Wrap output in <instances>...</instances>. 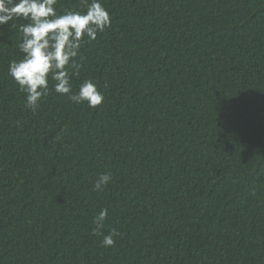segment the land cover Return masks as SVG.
I'll return each instance as SVG.
<instances>
[{"label":"trees","instance_id":"obj_1","mask_svg":"<svg viewBox=\"0 0 264 264\" xmlns=\"http://www.w3.org/2000/svg\"><path fill=\"white\" fill-rule=\"evenodd\" d=\"M101 3L73 77L96 108L50 80L27 109L8 74L26 21L0 25V264H264V0Z\"/></svg>","mask_w":264,"mask_h":264},{"label":"clouds","instance_id":"obj_2","mask_svg":"<svg viewBox=\"0 0 264 264\" xmlns=\"http://www.w3.org/2000/svg\"><path fill=\"white\" fill-rule=\"evenodd\" d=\"M57 4L58 0H0V25L14 27L11 21H26L19 26L22 40L17 47L22 58L9 62L8 74L25 94L26 108L33 112L48 95L50 80L54 82L51 90L57 94L74 104L96 108L104 101L98 85L85 79L73 91V77H79L84 66L82 46L111 27V15L101 0H81L84 11L63 13H58ZM111 179L109 174H101L94 189L101 191ZM107 216L108 209L103 208L94 217L97 234L103 235ZM116 235L114 229L103 235L102 245L113 247Z\"/></svg>","mask_w":264,"mask_h":264}]
</instances>
